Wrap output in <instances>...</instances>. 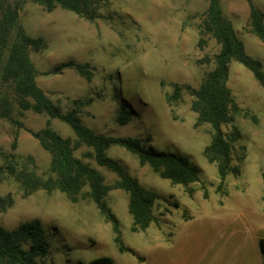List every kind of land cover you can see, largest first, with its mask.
Wrapping results in <instances>:
<instances>
[{
    "label": "rangeland",
    "instance_id": "1",
    "mask_svg": "<svg viewBox=\"0 0 264 264\" xmlns=\"http://www.w3.org/2000/svg\"><path fill=\"white\" fill-rule=\"evenodd\" d=\"M13 1L20 4L18 23L24 32L45 43L40 51H29V58L36 85L53 104L62 111L77 107L82 124L97 134L136 138L144 148L184 157L197 168L199 182L191 186L190 198L181 185L160 178L132 153L109 147L106 155L158 196L156 223L134 232L128 195L116 187V176L85 158L87 149L74 151L104 178L105 204L126 250L120 253L112 222L88 199L87 188L73 200L56 188L25 196L5 171L11 164L48 178L50 153L29 132L49 126L74 139L58 120L30 110L18 115L14 109L22 128L0 118V199L5 201L0 226L13 229L38 220L45 229L53 228L38 264H86L98 257H109L113 264H264L258 249V239H264V90L246 68L230 61L226 84L235 107L221 130L239 173L228 174L223 183L211 149L213 132L192 105L190 90L213 69L219 51L204 25L208 0H108L111 18L93 21L61 8L47 12L32 0ZM251 1L264 14V0ZM220 7L245 53L264 71V43L251 32L246 1L220 0ZM67 61L87 64L91 79L73 69L46 74ZM78 100L87 103L76 106ZM122 106L131 115L125 125L116 122Z\"/></svg>",
    "mask_w": 264,
    "mask_h": 264
},
{
    "label": "trees",
    "instance_id": "2",
    "mask_svg": "<svg viewBox=\"0 0 264 264\" xmlns=\"http://www.w3.org/2000/svg\"><path fill=\"white\" fill-rule=\"evenodd\" d=\"M47 12L55 8L69 11L87 21L110 19L108 0H32ZM249 8V26L251 32L264 43V14L255 8L251 0H245ZM20 4L13 0H0V118L8 120L18 128L22 124L13 116L24 111L42 114L49 120H58L69 127L74 139L63 138L49 126L29 132L40 146L50 153L49 176L41 180L33 173L17 171L8 164L5 171L20 184L25 196L37 189L50 191L56 188L72 200L84 188L86 196L112 222L115 232L114 242L120 253L123 247L117 224L105 204L108 188L103 176L89 163L73 156V152L85 148L83 156L112 172L116 176V187L128 195V211L132 217V231H144L156 223L154 202L158 196L144 189L139 182L130 177L113 159L106 155L111 146H118L136 156L140 164H147L160 178L172 184L181 185L192 197L195 190L191 187L199 182L198 170L187 159L174 153L155 151L141 145V141L130 137H110L97 134L79 119L78 108L62 111L53 104L46 94L36 85L37 71L30 58L29 51L38 52L45 43L41 37L28 36L18 23ZM204 25L208 33L219 46L214 57V66L197 89L190 90L193 108L198 120L210 126L213 132L211 149L218 155L217 173L220 183L228 174L237 176L239 169L231 165L229 147L224 139L221 126L230 121V110L235 107L230 89L227 87L228 64L235 61L246 68L264 90V71L260 63L248 56L242 42L236 37L231 25L224 19L220 0H208ZM65 69H73L86 80L92 73L87 64L67 61L55 65L46 74L57 75ZM87 102L76 101L74 104ZM131 119L129 111L123 106L116 117L119 125H125ZM264 186V168L261 174ZM221 186L218 187L220 189ZM206 198V192L203 194ZM5 201L0 199V210ZM8 204V203H7ZM175 207L177 205L175 204ZM55 230L45 229L38 220L18 224L13 229L0 226V264H38L49 248V240ZM258 249L264 261V239H258ZM41 264V263H39ZM78 264H83L79 262ZM86 264H113L109 257H98Z\"/></svg>",
    "mask_w": 264,
    "mask_h": 264
}]
</instances>
